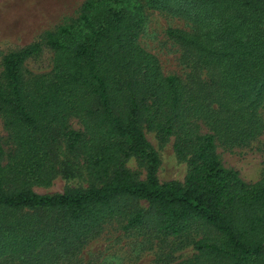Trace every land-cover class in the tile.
Masks as SVG:
<instances>
[{
	"label": "trees",
	"instance_id": "obj_1",
	"mask_svg": "<svg viewBox=\"0 0 264 264\" xmlns=\"http://www.w3.org/2000/svg\"><path fill=\"white\" fill-rule=\"evenodd\" d=\"M188 20L166 34L204 68L165 74L138 38L145 10ZM43 48L52 67H24ZM264 0H84L70 22L3 55L0 116V263L68 264L113 217L160 236L204 231L193 257L162 264H264V177L246 182L222 164L216 141L242 145L264 134ZM78 118L82 128L68 124ZM202 126L206 127L202 131ZM174 137L183 182L160 181L145 136ZM92 184L39 194L62 172L61 148ZM129 157L145 177L125 166ZM65 169H70L67 160Z\"/></svg>",
	"mask_w": 264,
	"mask_h": 264
},
{
	"label": "rangeland",
	"instance_id": "obj_2",
	"mask_svg": "<svg viewBox=\"0 0 264 264\" xmlns=\"http://www.w3.org/2000/svg\"><path fill=\"white\" fill-rule=\"evenodd\" d=\"M84 0H0V62L4 54L18 50L38 39L43 32L53 30L64 22L75 19ZM193 30L194 26L177 15L145 10V19L139 35V44L153 53L159 60L165 74H176L187 80L192 72L201 78L207 77L204 68L196 65L192 57L179 44L166 34L167 28ZM53 52L43 48L40 54L27 58L24 67L35 73L51 69ZM264 118V105L259 109ZM71 128L81 129L78 118H70ZM206 127L202 126V131ZM144 133L157 151L160 165L157 177L160 181L175 180L183 182L188 171L185 160L180 159L174 148V137L162 138L155 130ZM0 138L6 152L12 149L8 130L0 116ZM61 148V167L49 186H34L39 194L63 192L69 187H87L93 182L88 176L82 161ZM216 152L226 167L239 172L246 182H254L264 177V134H259L242 145H227L216 141ZM67 160L70 169H65ZM125 166L136 172L139 178L145 177V166L136 157H129ZM124 219L113 217L100 227L98 233L84 243L71 257L68 264H162L164 261L176 262L188 259L196 253L194 241L207 232L188 231L176 236H160L145 229L126 230ZM0 264H21L18 259H8Z\"/></svg>",
	"mask_w": 264,
	"mask_h": 264
}]
</instances>
